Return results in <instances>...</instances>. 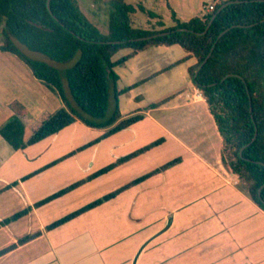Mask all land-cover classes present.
<instances>
[{"label":"crops","instance_id":"crops-1","mask_svg":"<svg viewBox=\"0 0 264 264\" xmlns=\"http://www.w3.org/2000/svg\"><path fill=\"white\" fill-rule=\"evenodd\" d=\"M210 4L213 0L208 6ZM208 6L203 7L201 15L207 13ZM130 52L128 50L123 58ZM0 55L18 71L16 82L20 81L12 88L1 87L0 82L3 109L0 127L15 115L11 108L14 103L25 107L26 114L20 119L30 127L43 113H54L63 107L56 94L37 80L22 61L6 52L0 51ZM185 57L179 46H157L138 53L123 64V67H130L131 78L135 79L126 88L135 85L137 88L153 80H161L175 88L170 96L153 103L165 101L157 108L140 107L145 102L143 95H132L134 88L129 91L126 100L129 110L119 112L123 118L141 114L143 119L121 131L127 140L115 147L117 153L115 148L110 149L112 156L77 158L73 157L74 153H63L61 147L59 150L56 142L48 141L59 137L70 126L27 147L39 151L34 163L24 162L31 172L17 177L16 182L8 176L1 179L4 186L0 198L6 196L9 205L3 209L5 211L0 209V224L21 211L28 210V213L0 225V251L15 245L0 257V264H173L186 262L196 255L203 262L201 264H264V211L240 188L237 176L222 164V138L203 96L188 74L195 59L162 72ZM156 60L164 62L160 65L155 63ZM142 71L146 73L140 76ZM183 85L187 87L185 90H181ZM34 99L42 113L32 118L28 114ZM144 122L161 134V143L90 179L118 159L153 143L136 144L143 134L140 124ZM29 137L24 130L25 141ZM0 140L7 144L1 136ZM169 143L176 150L173 152L180 158L179 163L132 184L170 162L156 157L157 148ZM57 151L60 153L57 157L49 158ZM9 160L15 166L13 160ZM185 165H188V173L174 171ZM81 181L83 183L69 193L35 206ZM11 183H14L12 188ZM128 185L131 186L113 199L57 228L48 229L66 215ZM195 204H198V215L178 216V209ZM197 221L198 226L192 231L190 227ZM26 237L31 239L19 243ZM147 244L153 246L152 259L144 262L142 252Z\"/></svg>","mask_w":264,"mask_h":264},{"label":"trees","instance_id":"trees-1","mask_svg":"<svg viewBox=\"0 0 264 264\" xmlns=\"http://www.w3.org/2000/svg\"><path fill=\"white\" fill-rule=\"evenodd\" d=\"M241 1L243 2L224 8L217 14L208 31L197 35L206 30L212 16L227 1L213 0L212 12L186 22L178 20L173 12L174 25L171 28L163 29L159 22L161 29L144 30L134 27L132 22V15L137 9L144 12L141 5L136 7L125 0H108V32L101 34L86 18L76 0H50L52 14L47 8L48 0H0V50L22 61L33 76L63 102V107L58 111L43 113L37 118L30 127L31 135L27 141L24 139L25 129L20 119L26 114V109L21 104L14 103L11 108L15 115L0 127V136L12 150L20 151L57 135L77 121L88 128L105 130L103 139L133 126L143 119V115L135 114L123 118L118 104L114 114L105 119L110 89H114L117 103L119 94L136 87H128L119 93L116 90L119 76L114 68L148 48L179 46L186 57L162 72L189 59H195V64L188 68V74L203 96L222 138V164L226 170L237 176L240 188L264 211V188L261 189L264 185V0ZM150 16L157 17L152 14ZM233 26L243 28H231ZM229 28L231 29L218 40L221 33ZM177 29L187 31L178 32ZM162 32L170 33L147 41H132ZM21 46L30 52L44 55L55 63L68 62L78 53L80 59L73 67L59 70L47 62L31 59ZM126 49L131 51L128 56L113 61L119 51ZM210 53L209 59L196 74ZM227 75L233 76L221 82ZM63 78L73 103L69 100ZM164 102L154 104L152 108H157ZM255 135L256 139L252 142ZM161 141L157 140L118 159L90 179L145 153ZM179 161H170L132 184L145 180L151 174L165 171ZM82 183L77 182L35 206L39 207L59 198ZM129 186L131 185L66 215L48 226V229L57 228L113 199ZM27 213L28 210L21 211L0 225H6ZM30 239L31 237H26L19 243ZM13 248L15 245L1 250L0 257Z\"/></svg>","mask_w":264,"mask_h":264},{"label":"rangeland","instance_id":"rangeland-1","mask_svg":"<svg viewBox=\"0 0 264 264\" xmlns=\"http://www.w3.org/2000/svg\"><path fill=\"white\" fill-rule=\"evenodd\" d=\"M76 1L78 2L80 9L84 13L86 18L99 29L101 34H107L108 32V29H107L108 28V12H109L108 0H76ZM211 1L212 0H125V2L128 4L134 5L136 7L138 5H141L144 8V12H141L139 11V9H137V12L134 15H132L133 26L136 28L144 29V30H151L153 28L157 30L161 29L159 28V22L162 23L163 29L171 28L174 25V22L172 19L173 12H175L177 18L182 22H186L189 19L194 18V17H199L201 15L203 7L208 6L209 2ZM150 14L155 15L157 17H151ZM0 31H1V27H0ZM21 48L23 52L27 56H29L31 59L47 62L48 64L54 66L55 68L59 70H65L67 68L73 67L80 59V53H78L72 60L68 62L55 63V62L50 61L44 55L30 52L22 46ZM126 53H128L127 49L119 51L114 56L113 61H117L123 58V56H125ZM3 57L4 56L0 55V82L2 83L1 87L5 85L6 87L12 88L14 84L17 85L20 83V81L16 82V80H18L17 76L19 75V73L18 71L15 70V68H13V66H11V62L8 60H4ZM151 58L154 59L155 57H151ZM163 62L164 61L162 60L155 61V63H159L160 65L163 64ZM114 71L119 77H121L118 80L117 85H116V90L119 93L122 90L126 89L127 85L130 84L131 82H134L135 80L134 78H131L133 74L131 73L129 66L123 67V64H122V65L115 67ZM145 73L146 71H142V75L140 76H143V74ZM19 78H22V76H19ZM62 80H63V83L65 84L69 100L71 103H73L69 95L68 89H67L66 80L64 78ZM137 80L138 79H136V81ZM174 88L175 87L170 85L169 83H165L161 80H153L147 84L139 85L137 86V88L134 87L133 89L134 93L132 95L134 94L143 95V97L145 98V102L141 104L140 107L149 108L153 105V103L163 100L167 98L168 96H170ZM185 88L187 87L183 85L181 87V90H185ZM130 93L131 92L119 94L118 99H117L118 101L116 103L115 97H114V89L113 88L110 89V99H109L108 108L105 114V119L110 118L114 114L117 104H118V109L120 112H128L127 110L129 109H128V106L126 105L127 103L126 100L130 96ZM56 97L60 101H62L59 96L56 95ZM35 100L36 99H34L31 102L32 105L31 107H29V110L31 111H29L30 114L28 115H30L32 118H34L36 114L40 115L42 113L41 111H39L40 110L39 108L41 107L37 108ZM2 113H3V109L1 108V105H0V116L2 115ZM23 125H24V128L27 126L25 128L26 136H30V126L28 124L25 125L24 123ZM140 125H141L140 127L142 129L143 134L140 135V137L137 139L136 144H147V143L155 142L161 138V134L158 133L157 130L153 128V126L149 124L148 122H144L143 124H140ZM64 131L59 135V137L51 138L48 141L50 142L52 141L54 143L56 142V144L59 145V150L61 147L63 153L65 152H68V153L71 152L72 154L74 153L75 156L73 155L72 156L77 157V158L97 156L98 159H103L105 156H112V152L110 149L117 147L124 140L125 141L127 140V139H124L123 133L121 132L120 133L118 132L115 135H112L108 138L103 139L102 137L105 131L99 130V129L87 128L86 126H84L83 124L79 122L74 123L73 125L65 129ZM133 140L134 139H132V141ZM0 141H1L0 143H2L0 144V191H1L4 186L1 179H3L4 176H8L9 179L11 180L13 179L16 182L17 177L26 176L29 172H31L30 171L31 169L29 167L24 166V162L29 161L31 163H34V161L36 160L34 158L39 156L38 155L39 151H38V148L32 147V148H27L26 151L15 152L7 144H5L2 140ZM116 149L117 148H115V151ZM173 150H174L173 146L170 143L164 145L163 147L160 146L156 150L157 151L156 157L157 159H160L163 162H166L169 160L173 161L175 159H180L178 158V155L173 152ZM174 151L176 152V150ZM57 152L58 153L50 156L49 158L57 157L60 154L59 151ZM7 159L13 160L12 163H14L15 166H12L10 163V160L7 161ZM187 166L185 165L181 169H177L174 171L177 174H186L189 172V168ZM62 167H65V166H62ZM12 184L14 183H11L10 188H12L13 186ZM7 205H9V203L6 200V196H3L2 198H0V209L3 210L4 208H7L6 207ZM197 208H198V204L192 205L191 207L178 209L177 214L180 218H183L185 216H196L198 215V211H196ZM195 224L191 225L190 227L192 231L198 226V221ZM152 250H153L152 245L150 244L145 245L144 250L142 252V255H143L142 259L144 262L151 261ZM198 258L199 257H197L196 255L190 260L188 259L186 262L179 261L178 263L176 262L173 264H201L203 263V262H200ZM162 263L163 262H160V264Z\"/></svg>","mask_w":264,"mask_h":264},{"label":"water","instance_id":"water-1","mask_svg":"<svg viewBox=\"0 0 264 264\" xmlns=\"http://www.w3.org/2000/svg\"><path fill=\"white\" fill-rule=\"evenodd\" d=\"M242 2H243V1H241V0H230V1H227L226 3H224V4L220 7V9L217 11V13L214 14V15L212 16L211 20L209 21V23H208V25H207V27H206V30H205L203 33H198L197 35H203V34H205V33L208 31V29L210 28V26H211L213 20L215 19V17L217 16V14H219L224 8H226V7L229 6V5H232V4H239V3H242ZM47 8H48L50 14H52L51 9H50V0H48V2H47ZM251 26H253V25H251ZM236 27L243 28V26H233V27H231V28H236ZM231 28L226 29L223 33H221V35L218 37V40H219L224 34H226ZM176 31H178V32H182V31H187V30H186V29H177ZM169 33H170V32H162V33H158V34H155V35H152V36H147V37L138 38V39H135V40H132V41H133V42L147 41V40H150V39H153V38H157V37H161V36L168 35ZM109 43H113V42H109ZM114 43L119 44L120 42H114ZM210 55H211V53H210V54L208 55V57L204 60V62L199 66V68H198L197 71H196V74H197L198 71L201 69V67L207 62V60L209 59ZM230 76H233V75H227L226 77H224V78L222 79L221 82H223L227 77H230ZM256 136H257V135H255V137H254V139L252 140V142L256 139ZM240 154H241V152H240ZM262 188H264V185L261 187V189H262ZM261 189H260V191H261ZM260 191H259V195H260Z\"/></svg>","mask_w":264,"mask_h":264},{"label":"built area","instance_id":"built-area-1","mask_svg":"<svg viewBox=\"0 0 264 264\" xmlns=\"http://www.w3.org/2000/svg\"><path fill=\"white\" fill-rule=\"evenodd\" d=\"M214 10V5L213 4H210L208 7H207V10L206 12H212Z\"/></svg>","mask_w":264,"mask_h":264}]
</instances>
